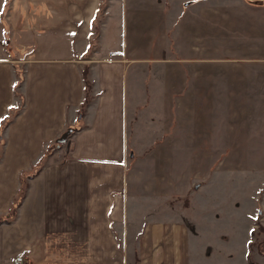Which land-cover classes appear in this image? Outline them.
I'll list each match as a JSON object with an SVG mask.
<instances>
[{
    "label": "crops",
    "instance_id": "crops-1",
    "mask_svg": "<svg viewBox=\"0 0 264 264\" xmlns=\"http://www.w3.org/2000/svg\"><path fill=\"white\" fill-rule=\"evenodd\" d=\"M101 1L107 3L97 46L88 54ZM166 4L0 0V124L12 106L21 107L2 130L0 215L12 208L22 172L37 165L57 138L77 124L85 98V66L94 95L83 126L68 136L71 145L67 140L55 146L29 178L16 217L0 224V264H224L234 260L229 230L219 231L215 244L202 243L198 226L204 218L191 222L181 215L149 213L127 193V151L133 149L128 72L132 64L152 60L147 48L150 38L156 37L155 7L161 19ZM128 39L147 54H133L135 46L129 51L124 42ZM140 118L134 110L131 123L137 125ZM189 192L191 187L185 196ZM248 224L243 264H248L254 227ZM215 255L223 260L217 261Z\"/></svg>",
    "mask_w": 264,
    "mask_h": 264
},
{
    "label": "rangeland",
    "instance_id": "rangeland-1",
    "mask_svg": "<svg viewBox=\"0 0 264 264\" xmlns=\"http://www.w3.org/2000/svg\"><path fill=\"white\" fill-rule=\"evenodd\" d=\"M133 1L167 4L161 19L155 7L152 60L128 72V196L149 213L204 218L202 243L229 230L224 264H243L248 223L264 225V0ZM263 237L251 235L248 264H264Z\"/></svg>",
    "mask_w": 264,
    "mask_h": 264
},
{
    "label": "trees",
    "instance_id": "trees-1",
    "mask_svg": "<svg viewBox=\"0 0 264 264\" xmlns=\"http://www.w3.org/2000/svg\"><path fill=\"white\" fill-rule=\"evenodd\" d=\"M7 1H9V0H7ZM106 3H107V1H101L100 7L97 10V14H96L95 18L93 19L94 31L91 35L90 50H89L88 54H90V52L97 46L98 35H99V21L102 19L101 14L103 13V10L106 7ZM83 73H84V77H85V98H84V100L81 104V108L79 110L77 124L69 127L72 129V132H75L76 130L80 129L83 126V117H84V114L86 111V107L94 98V95L92 93V83H91L90 79L88 78V73H89L88 66L84 67ZM18 83H20V80L17 81L16 86L18 85ZM20 108H21L20 106H12L9 110V113L4 117L3 121L0 124V158L3 154V148H4L3 147L4 146V137L2 134V130H3L4 126L10 120L13 119V117L17 114V112L19 111ZM56 145H60V143L56 142L55 145H53V147H51L49 150H47L46 153L44 154V156L42 157V159L39 161V163H37V165H35L31 170H26V171L22 172V174H21V186H20V189L18 191L17 197L15 198V201H14L13 206L10 209V211L6 214L0 215V224L4 221L9 222L16 217L17 207L19 206L22 199L25 197V195L27 193V189L29 187V178H31L35 174H37V172L40 170L42 165L45 163L48 155L53 151V149L55 148ZM188 195L189 194L186 195V198H188ZM260 213H261V209H259V215H260ZM257 221H258L257 223H259V219H257ZM258 225H259L258 228L253 227L251 229V234L261 233L262 231H264V225L262 223H259ZM256 243H257V249L259 250V252L261 254H264V237L257 240ZM251 263H252V261H251Z\"/></svg>",
    "mask_w": 264,
    "mask_h": 264
},
{
    "label": "water",
    "instance_id": "water-1",
    "mask_svg": "<svg viewBox=\"0 0 264 264\" xmlns=\"http://www.w3.org/2000/svg\"><path fill=\"white\" fill-rule=\"evenodd\" d=\"M72 132V129L71 128H69V129H67L62 135H60L58 138H57V141L59 142V143H61V142H65L67 139H68V136H69V134Z\"/></svg>",
    "mask_w": 264,
    "mask_h": 264
},
{
    "label": "built area",
    "instance_id": "built-area-1",
    "mask_svg": "<svg viewBox=\"0 0 264 264\" xmlns=\"http://www.w3.org/2000/svg\"><path fill=\"white\" fill-rule=\"evenodd\" d=\"M24 264H26V263H24Z\"/></svg>",
    "mask_w": 264,
    "mask_h": 264
}]
</instances>
